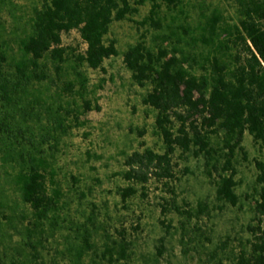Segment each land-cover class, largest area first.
<instances>
[{
    "label": "trees",
    "instance_id": "1",
    "mask_svg": "<svg viewBox=\"0 0 264 264\" xmlns=\"http://www.w3.org/2000/svg\"><path fill=\"white\" fill-rule=\"evenodd\" d=\"M149 1V13L140 24L150 23L156 28L160 26L161 6L172 9L179 2ZM233 1L235 17L231 23L213 12L200 22L197 36H177L174 45L162 44L154 49L140 35L123 53V63L134 83L149 86L141 101L155 111V128L165 145L163 153L151 149L131 153L124 161L128 168L123 176L127 180L143 184L152 175L172 177L171 154L179 148L202 157L207 174L216 176L217 201L231 206L239 203L236 155L247 158L244 134L247 132L255 145L264 147V0ZM144 2L39 0L28 29L17 36L16 54L7 46L0 17V164L5 169V181L13 185L23 205L30 209V219L22 225L21 249L36 251L46 239V226L52 231L58 225L62 209L51 158L66 132L65 119L45 105L36 84L48 77V62L58 70L66 61L62 34L72 30L79 33L86 46L77 56L79 62L103 70L104 60L119 54L114 40H104L110 24L136 14ZM3 3L0 0V9ZM164 38L171 39L169 35ZM196 48L206 52L196 53ZM73 86L67 81L66 92H72ZM90 109V102L84 100L83 110ZM254 166L260 189L253 200L254 224L248 227L252 238L240 248L236 264H264V158L255 159ZM136 191L132 186L122 188L121 199ZM4 197L0 191V210L6 204ZM185 206L174 202L162 205L161 214L175 211L184 218V225L209 214L205 201L195 207L185 202ZM3 216L6 222L0 220V264H24L6 254L3 230L11 219ZM160 223L170 226L164 220ZM74 230L78 241L69 246L79 261L92 246L91 232L85 224L76 225ZM122 240L118 250L104 244L102 256L109 263L119 259L113 252L125 256L127 243Z\"/></svg>",
    "mask_w": 264,
    "mask_h": 264
},
{
    "label": "rangeland",
    "instance_id": "2",
    "mask_svg": "<svg viewBox=\"0 0 264 264\" xmlns=\"http://www.w3.org/2000/svg\"><path fill=\"white\" fill-rule=\"evenodd\" d=\"M38 5L39 0H4L1 5L4 38L15 54L17 36L28 29ZM150 6L145 0L136 14L110 24L104 40H114L119 54L104 60L103 70L79 62L77 56L86 46L76 30L62 34L66 61L58 70L48 62V77L36 84L45 105L65 119L66 132L51 158L62 194L61 216L52 231L46 226V239L36 251L21 249L22 225L30 219V209L5 181V169L0 164V191L5 193L6 202L0 220L6 222L3 215L11 219L3 230L7 256L17 257L24 264H236L240 248L252 238L248 227L254 224L253 200L260 189L254 161L264 158V147L255 145L247 132L243 138L247 158L236 155L237 206L217 201L216 176L207 174L202 157L179 148L171 154L172 177L152 175L141 184L123 176L128 168L124 161L131 153L165 150L155 128V111L141 101L149 86L134 83L123 63V53L140 35L151 48L172 46L177 36H197L198 25L213 12L229 23L235 17L233 0H179L172 9L161 6L160 26L156 28L150 23L140 24ZM167 35L169 41L164 38ZM201 51L206 49H194ZM67 81L74 83L72 92L65 90ZM84 100L90 102V110H83ZM128 186L137 191L122 200L120 191ZM199 201L209 207V214L199 221L184 225V218L175 211L161 214L162 205L174 202L185 208L187 202L195 207ZM80 224L88 226L92 246L76 261L69 245L77 243L74 228ZM122 239L127 243L125 256L113 252L119 259L109 263L102 256L104 244L118 250Z\"/></svg>",
    "mask_w": 264,
    "mask_h": 264
}]
</instances>
